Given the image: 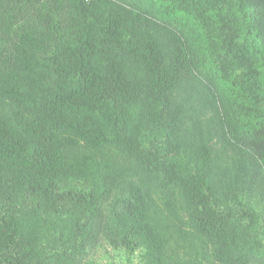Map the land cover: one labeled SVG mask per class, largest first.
<instances>
[{"label":"trees","instance_id":"1","mask_svg":"<svg viewBox=\"0 0 264 264\" xmlns=\"http://www.w3.org/2000/svg\"><path fill=\"white\" fill-rule=\"evenodd\" d=\"M195 72L236 187L178 136ZM2 102L0 264H264V0H0ZM177 189L197 249L168 261Z\"/></svg>","mask_w":264,"mask_h":264},{"label":"rangeland","instance_id":"2","mask_svg":"<svg viewBox=\"0 0 264 264\" xmlns=\"http://www.w3.org/2000/svg\"><path fill=\"white\" fill-rule=\"evenodd\" d=\"M134 71L139 68L133 63L128 64ZM174 101L183 109L180 119L178 136L180 139L192 143L194 147L200 144L208 146L213 167L219 171L225 170L228 176L227 183L236 187V174L233 169V150L223 125L226 120V103L219 96L214 87L206 82L198 73H194L187 82L172 93ZM6 115L5 102L0 103V117ZM151 184V181H147ZM156 200L160 199L156 191ZM150 216L157 220L156 211L151 208ZM187 202L181 190H176L174 208L166 214L170 236L165 240L163 256L168 261L187 259L193 256L197 246L190 238V228L186 225Z\"/></svg>","mask_w":264,"mask_h":264}]
</instances>
